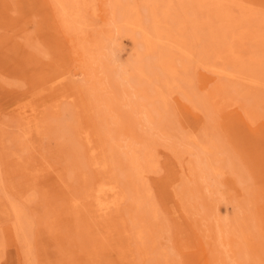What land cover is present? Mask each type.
I'll list each match as a JSON object with an SVG mask.
<instances>
[{"label":"rangeland","instance_id":"1","mask_svg":"<svg viewBox=\"0 0 264 264\" xmlns=\"http://www.w3.org/2000/svg\"><path fill=\"white\" fill-rule=\"evenodd\" d=\"M0 264H264V0H0Z\"/></svg>","mask_w":264,"mask_h":264},{"label":"bare ground","instance_id":"2","mask_svg":"<svg viewBox=\"0 0 264 264\" xmlns=\"http://www.w3.org/2000/svg\"><path fill=\"white\" fill-rule=\"evenodd\" d=\"M75 13V12H74ZM149 37V36H148ZM147 42V41H146ZM155 45V44H154Z\"/></svg>","mask_w":264,"mask_h":264}]
</instances>
